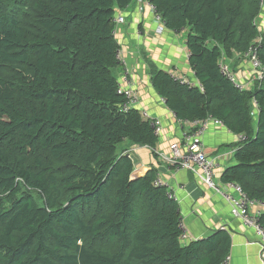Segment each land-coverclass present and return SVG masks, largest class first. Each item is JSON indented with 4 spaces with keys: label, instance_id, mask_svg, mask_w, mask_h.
Instances as JSON below:
<instances>
[{
    "label": "trees",
    "instance_id": "16d2710c",
    "mask_svg": "<svg viewBox=\"0 0 264 264\" xmlns=\"http://www.w3.org/2000/svg\"><path fill=\"white\" fill-rule=\"evenodd\" d=\"M132 1L0 0V264H221L230 254L225 230L183 241L179 203L156 170L132 177L122 144L156 149L160 138L139 109L122 111L113 74L116 13ZM150 2L166 28L187 29L198 81L154 68V87L179 122L215 118L240 137L221 181L264 202V76L240 91L220 69L226 60L235 72L256 46L261 0ZM258 53L264 65V41Z\"/></svg>",
    "mask_w": 264,
    "mask_h": 264
},
{
    "label": "crops",
    "instance_id": "0c3cea01",
    "mask_svg": "<svg viewBox=\"0 0 264 264\" xmlns=\"http://www.w3.org/2000/svg\"><path fill=\"white\" fill-rule=\"evenodd\" d=\"M118 17L125 19L119 25L115 22L114 31L120 45L118 57L122 64L114 68L113 74L118 82L129 74L131 87L138 97L133 107L141 111V116L142 111H147L160 118L164 125L156 149L133 145L129 141L122 144L124 153L134 163L132 177L139 178L156 170L157 177L176 195L182 225L188 234L184 242L210 237L218 230H225L232 238L230 264H264L259 235L241 219L232 215L228 201L205 186L189 170L171 167L160 156V153L171 154L170 145L181 139L182 126L154 87L151 71L161 69L176 73L190 81L191 84L186 85L198 84L189 64L187 29L175 32L165 25L160 32L162 22L156 19L154 11L143 0H133L124 9L117 10L116 18ZM261 27L264 30V25ZM229 60L234 62V59ZM234 73L245 83L255 78L254 71L243 59L239 61ZM202 139L206 151L220 162L217 181L223 183L220 178L223 171L237 163L234 157L235 148L230 145L238 142L240 137L224 125L210 123ZM255 210L256 207L252 208V211Z\"/></svg>",
    "mask_w": 264,
    "mask_h": 264
},
{
    "label": "built area",
    "instance_id": "2783aa9c",
    "mask_svg": "<svg viewBox=\"0 0 264 264\" xmlns=\"http://www.w3.org/2000/svg\"><path fill=\"white\" fill-rule=\"evenodd\" d=\"M143 1L147 2L148 6L154 11L156 19L162 22L163 25L159 29L161 32L165 27V22L162 20L160 15L156 13V8L150 0ZM260 5L264 10V0H261ZM124 21V17H118L115 19L117 25L122 24ZM257 25L260 28V34L256 39V46H252L244 55L245 61H247L255 74V78L251 82L245 83L240 81L237 75L233 72L230 64L226 60L220 61L221 73L226 76L240 91L249 89L256 80H260L264 76V65L258 53V45L264 41V30L261 29L259 20ZM128 75L129 74H126L118 83V92L124 94L127 100L122 106V111H128L138 101L137 93L132 89ZM173 75L178 78L181 83L191 84L190 81L182 75H178L176 73H173ZM142 118L149 122L157 135H161L163 133L164 125L160 118L152 116L147 111H142ZM210 123L223 125L221 120L215 118L179 122L180 126H182L181 139L171 143V154L165 155L160 153V156L164 157L171 167L189 170L196 175L205 186L222 195L230 204L232 215L241 219L246 226L252 228L259 235L261 239V252L264 258V227L259 221V217L264 211V202L260 199L251 198L243 190L242 186L236 182L221 183L217 181L220 162L218 158L210 155L206 151L205 144L202 139L203 134L208 129ZM185 127H188V129H184ZM155 185L163 186L164 183L160 178L156 177ZM167 194L170 198L177 201L176 195L169 189ZM254 207H256V210L252 211V208ZM182 231V238L187 239L188 234L183 225ZM230 261L231 255L228 254L221 264H230Z\"/></svg>",
    "mask_w": 264,
    "mask_h": 264
},
{
    "label": "rangeland",
    "instance_id": "374dc122",
    "mask_svg": "<svg viewBox=\"0 0 264 264\" xmlns=\"http://www.w3.org/2000/svg\"><path fill=\"white\" fill-rule=\"evenodd\" d=\"M260 24L264 25V16L262 17V19L260 20ZM261 27V26H260ZM261 29H263V27H261ZM232 64V63H231Z\"/></svg>",
    "mask_w": 264,
    "mask_h": 264
},
{
    "label": "water",
    "instance_id": "95a60500",
    "mask_svg": "<svg viewBox=\"0 0 264 264\" xmlns=\"http://www.w3.org/2000/svg\"><path fill=\"white\" fill-rule=\"evenodd\" d=\"M127 156H129V155L127 154Z\"/></svg>",
    "mask_w": 264,
    "mask_h": 264
}]
</instances>
